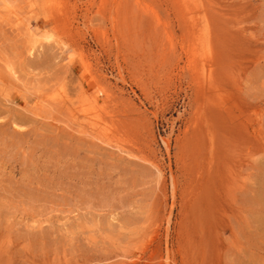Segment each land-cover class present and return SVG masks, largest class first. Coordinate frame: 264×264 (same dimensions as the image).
I'll use <instances>...</instances> for the list:
<instances>
[{
	"label": "rangeland",
	"instance_id": "rangeland-1",
	"mask_svg": "<svg viewBox=\"0 0 264 264\" xmlns=\"http://www.w3.org/2000/svg\"><path fill=\"white\" fill-rule=\"evenodd\" d=\"M0 264H264V0H0Z\"/></svg>",
	"mask_w": 264,
	"mask_h": 264
},
{
	"label": "bare ground",
	"instance_id": "bare-ground-1",
	"mask_svg": "<svg viewBox=\"0 0 264 264\" xmlns=\"http://www.w3.org/2000/svg\"><path fill=\"white\" fill-rule=\"evenodd\" d=\"M13 7V6H12ZM4 8H6V11H7V13H11V15H12V13H14V14H17V13H15L14 12V10L13 9H11L10 8V6H8V5H5L4 6ZM5 12V11H4ZM10 15V14H9ZM17 15H20V14H17ZM7 17V16H6ZM4 19V18H3ZM3 21V20H2ZM6 21H8V20H5L4 22H6ZM9 22H11L12 24H15V23H18L17 22V20L16 19H13V20H10ZM7 24H9L8 22H7ZM24 27L26 28V30H27V32H28V35H29V37H30V41H32L33 43H36L37 42V36H39L38 34V31L35 29L36 27H34V25H32L31 24V22H29L28 20H26V22L24 23ZM40 32V31H39ZM40 36H42V35H40ZM48 37V36H47ZM39 38V37H38ZM44 38V37H43ZM50 39V38H49ZM46 40V39H45ZM39 41V40H38ZM41 44V43H40ZM37 45V44H36ZM39 46V45H38ZM32 46H31V48H30V50H32ZM5 54V53H4ZM6 62V61H5ZM8 63V62H7ZM11 65V64H10ZM12 70V69H11ZM48 98V97H47ZM42 101V100H41ZM45 102V101H44ZM46 103V102H45ZM44 103V104H45ZM84 105V104H83ZM88 105H89V107L92 109V110H95V109H97L98 107V105L96 106V104L94 103V102H91V101H88ZM48 107H47V109L49 108V105H47ZM82 106V105H81ZM32 108H34V107H32ZM42 108V107H41ZM42 109H44L45 111L47 110L46 108H44V106H43V108ZM34 110V109H33ZM37 111V110H36ZM44 111V112H45ZM48 111V110H47ZM38 112V111H37ZM40 113V112H39ZM46 114V113H45ZM50 114H51V112H50ZM118 148V147H117Z\"/></svg>",
	"mask_w": 264,
	"mask_h": 264
}]
</instances>
